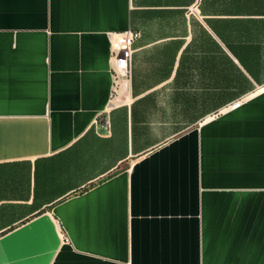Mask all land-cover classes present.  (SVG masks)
<instances>
[{"label":"crops","instance_id":"1","mask_svg":"<svg viewBox=\"0 0 264 264\" xmlns=\"http://www.w3.org/2000/svg\"><path fill=\"white\" fill-rule=\"evenodd\" d=\"M0 264H264V0H0Z\"/></svg>","mask_w":264,"mask_h":264},{"label":"built area","instance_id":"2","mask_svg":"<svg viewBox=\"0 0 264 264\" xmlns=\"http://www.w3.org/2000/svg\"><path fill=\"white\" fill-rule=\"evenodd\" d=\"M138 33L131 30H125L112 34L108 41V62L109 72L112 79L109 98L112 99L119 95V87L122 81L127 82L129 79L130 57L132 52V43ZM236 99L226 108H235L240 103Z\"/></svg>","mask_w":264,"mask_h":264},{"label":"water","instance_id":"3","mask_svg":"<svg viewBox=\"0 0 264 264\" xmlns=\"http://www.w3.org/2000/svg\"><path fill=\"white\" fill-rule=\"evenodd\" d=\"M125 89V88H124ZM125 90L122 91V94H124Z\"/></svg>","mask_w":264,"mask_h":264}]
</instances>
